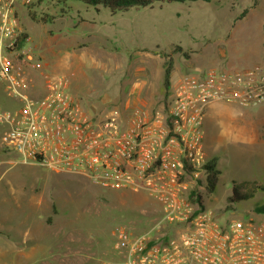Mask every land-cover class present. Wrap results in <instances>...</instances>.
Wrapping results in <instances>:
<instances>
[{
	"label": "rangeland",
	"instance_id": "rangeland-1",
	"mask_svg": "<svg viewBox=\"0 0 264 264\" xmlns=\"http://www.w3.org/2000/svg\"><path fill=\"white\" fill-rule=\"evenodd\" d=\"M32 4L20 6L18 16L31 38L36 82L45 73L64 76L89 115L126 120L139 109L152 115L184 74L264 62L256 42L264 41V0L156 3L115 13L78 0ZM166 59L173 66L167 89ZM203 129L206 160L216 158L220 170L214 192L199 185L203 205L223 221L264 223V213L254 210L264 191L253 185L264 183V103L213 102ZM233 180L246 199L228 201ZM155 205L140 192L96 187L82 173L24 164L0 150V264L110 260L120 240L144 230Z\"/></svg>",
	"mask_w": 264,
	"mask_h": 264
},
{
	"label": "built area",
	"instance_id": "built-area-1",
	"mask_svg": "<svg viewBox=\"0 0 264 264\" xmlns=\"http://www.w3.org/2000/svg\"><path fill=\"white\" fill-rule=\"evenodd\" d=\"M32 1L0 0V148L24 164L82 173L96 187L143 192L157 204L143 231L94 264H264V223L220 220L189 196L205 176L208 106L264 103V62L184 74L152 115H89L64 76L45 73L36 82L34 49L18 16Z\"/></svg>",
	"mask_w": 264,
	"mask_h": 264
},
{
	"label": "trees",
	"instance_id": "trees-1",
	"mask_svg": "<svg viewBox=\"0 0 264 264\" xmlns=\"http://www.w3.org/2000/svg\"><path fill=\"white\" fill-rule=\"evenodd\" d=\"M45 0H36V3L42 2ZM58 2H64L66 0H56ZM83 2L84 4H87L89 6L97 8L98 6H103L107 8L110 12H121V11H127L131 8H142L147 6H152L156 3H169V2H184V1H196V0H78ZM208 1V0H204ZM32 2L26 4L25 6H33ZM247 12V8H245L240 16L242 17ZM31 16L34 17V13H31ZM178 49H180L178 47ZM172 60L166 59L164 61V67H163V85L167 89L170 86V77L172 72ZM2 151H7L2 148H0ZM16 155V154H15ZM17 156V155H16ZM203 169L205 170V184L204 180L202 178H198L196 180V183L192 184L189 188V196L190 199L195 201L201 208H205L202 202L201 194L198 191L199 185L203 184L207 190V192H214L216 189V185L219 180L220 170L217 167L216 158H210L207 159L206 162L203 165ZM256 189H259L261 191H264V183L262 182H255L253 184ZM241 184L236 183L234 180L232 181V191L231 194L228 196L229 202H237L243 199H246L248 194L245 192H241L240 190ZM254 210L258 213H264V202L256 205L254 207Z\"/></svg>",
	"mask_w": 264,
	"mask_h": 264
},
{
	"label": "crops",
	"instance_id": "crops-1",
	"mask_svg": "<svg viewBox=\"0 0 264 264\" xmlns=\"http://www.w3.org/2000/svg\"><path fill=\"white\" fill-rule=\"evenodd\" d=\"M243 16H244V15H243ZM261 37H262V36H261ZM253 39H257V38H256V37H255V38L253 37ZM250 40H252V38H250ZM254 42H255V41H254ZM256 42H259V43L261 44V47H262V48H260V49H262V50H261V52H262V51L264 50V41H261V40L257 39ZM263 57H264V52H263ZM263 57H262V58H263ZM40 84H41V83H40ZM203 136H204V129H203ZM203 147H204V152H205V154H206V149H205V145H204V140H203ZM89 183H90V182H89ZM135 193H137V192H135ZM140 193L145 194V193H143V192H140ZM145 195H146V194H145ZM147 197L151 198V197L148 196V195H147ZM151 200H152V202L154 201L155 204H156V201H155L153 198H151ZM156 205H157V204H156ZM156 205H155V206H156ZM132 233L135 234V232H132ZM26 238H27V239H26L25 241H28V237H27V236H26ZM110 247H111V246H110ZM113 253H114V252H113Z\"/></svg>",
	"mask_w": 264,
	"mask_h": 264
}]
</instances>
